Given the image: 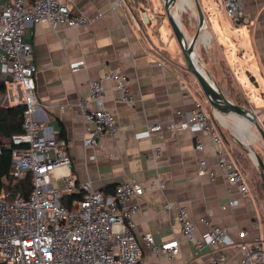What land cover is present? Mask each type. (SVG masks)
Segmentation results:
<instances>
[{
    "label": "crops",
    "instance_id": "1",
    "mask_svg": "<svg viewBox=\"0 0 264 264\" xmlns=\"http://www.w3.org/2000/svg\"><path fill=\"white\" fill-rule=\"evenodd\" d=\"M117 1L72 0L73 11L89 19L91 24L87 27L53 28L45 23L28 26L25 39L33 47L37 65V119L61 136L63 129L62 137L69 141L72 172L77 182L90 181L106 195H112L117 186L128 181L144 187V195L137 199L140 211L134 217L136 235L141 238L150 233L157 244L177 242L180 253L172 260L163 255L154 257L143 243L142 264H213V253L207 249L197 253L193 243L182 234L176 212L161 211L166 203L187 207L198 236L209 229L201 218L224 229L235 242L224 253L230 264H237L241 258L239 233L247 230L249 239L264 237L263 223L260 231L253 228L254 221L261 218L259 205L253 195L245 197L229 184L218 169L210 136L179 126L172 131L166 128L176 123L177 111L188 114L194 109V101L200 98L179 64L170 60L169 55L176 52L162 41L160 30L167 20L166 13L154 12L152 0L146 4L122 0L116 5ZM193 1L190 6L188 0H183L177 10L188 14L190 26L197 30L199 16ZM198 1L205 18L197 43L201 66L210 71L226 94L229 91L223 74L229 72L244 99L264 122V105H256L248 98L251 82L247 75L255 78L258 86L251 84L259 90L258 97L264 99V0H240L244 9L238 20L230 19L218 7L220 0ZM159 8L165 11L164 0ZM144 12L153 15V22L145 23ZM80 62L84 66L74 72L71 65ZM113 71L126 76L133 101H120L121 93L115 90L113 82L106 81L105 106L116 114L119 131L115 137L105 135L96 146L86 147L87 125L79 102L88 95L93 80ZM154 124H162L164 128L150 138L143 137L141 134ZM220 133L229 149L227 137ZM198 140L204 146L202 151L196 150ZM158 147L162 149L160 157L156 155ZM203 159L215 171L214 178L199 174ZM162 182L164 188L160 187ZM232 200L238 203L230 205Z\"/></svg>",
    "mask_w": 264,
    "mask_h": 264
},
{
    "label": "built area",
    "instance_id": "2",
    "mask_svg": "<svg viewBox=\"0 0 264 264\" xmlns=\"http://www.w3.org/2000/svg\"><path fill=\"white\" fill-rule=\"evenodd\" d=\"M72 5V0H0V82L6 86L0 106H24L23 132L13 136L12 145L8 147L12 152L10 174L18 181L32 176L27 198L0 197V264H142L143 243L152 256L163 255L172 260L180 253L177 242L157 244L150 233L141 238L135 233L134 217L140 211L137 199L144 195V187L128 181L117 186L114 194L106 195L97 191L90 181L77 182L72 172L69 141L37 119V65L33 47L25 39L26 30L30 24L39 23L53 28L57 25L89 26V19L73 11ZM218 7L232 20H238L244 9L240 0H220ZM143 15L146 24L154 18L147 12ZM83 66V62L74 63L71 69L77 72ZM106 81L114 83L115 90L121 93L120 101H133L127 78L121 72L113 71L93 80L88 95L78 105L87 125L86 147L96 146L105 135L115 137L119 131L116 114L105 106ZM183 87L187 89L188 85ZM176 118V123L166 128L172 131L179 126L210 136L218 169L229 184L251 198L245 176L232 159L203 102L195 100L191 112L177 111ZM163 128L162 124H154L141 135L150 138ZM203 149L198 140L196 150ZM161 154L162 149L156 148L157 157ZM199 174L214 178L216 173L203 159L199 163ZM160 187L164 188L165 183H160ZM73 194H79L80 200L68 208L62 204V199ZM237 203L232 200L229 204ZM161 211L176 212L182 234L193 243L197 253L207 249L213 253V264H230L224 251L235 242L224 229L201 218L209 229L198 236L187 207L166 203ZM261 225V218H257L253 228L260 231ZM239 234L241 258L237 264H264V237L258 235L249 239L247 230Z\"/></svg>",
    "mask_w": 264,
    "mask_h": 264
},
{
    "label": "rangeland",
    "instance_id": "3",
    "mask_svg": "<svg viewBox=\"0 0 264 264\" xmlns=\"http://www.w3.org/2000/svg\"><path fill=\"white\" fill-rule=\"evenodd\" d=\"M153 4L155 6L154 12L156 13H161L165 14V11L163 9L159 8V5H161V0H152ZM193 0H188V3L190 6L193 5ZM179 3V2H178ZM188 4V5H189ZM216 7V6H215ZM174 12L175 14L179 15V21L182 26V30L184 33H186L188 39H192L197 32L196 28H192L190 26V21L188 19L189 15L183 13L180 10H177V5L174 7ZM189 8H186V11H188ZM183 13V14H182ZM167 18V17H166ZM153 22V19H151ZM161 35H162V41L165 44L169 45V49L172 52H176L175 55H169V58L172 62L175 64L178 63L179 66L181 67L182 72L186 75V78L188 82L191 83V86L194 88L195 91L200 94L199 100L203 102L205 105L209 116L212 118L213 122L217 125L219 130L223 132V134L229 139L231 143V147L239 153L242 158L245 161V164L241 165V167L244 168L245 172V179L249 185V188L252 192V195L256 199L259 209H260V214H261V220L262 223L264 224V186H263V180L261 178V173L262 170L258 164L255 163L253 158L250 156L249 153L244 152V150L240 147L239 142H243L245 147L247 149H251L252 152L257 153L261 156L263 162H264V143L262 141L261 135L256 129V127L250 123L249 121H243L245 120L242 116L236 115L233 116L232 114H222L214 109L211 108L209 105V102H206L207 98L204 95L200 85L198 84L197 80L195 77L190 74L185 65V61L180 49V45L176 39V37L173 34V31L171 29V26L168 22V19L164 22L162 25V28L160 30ZM195 59L197 61V64L201 66V61H199V44H197V47L195 49ZM201 63V64H200ZM209 75L210 71L207 69H204ZM224 73V72H223ZM223 82L225 83V86H227V90L229 91V94H226L227 97L232 100V101H238V102H244L245 105H241L247 109L253 110L252 105H249V103L244 99V95L242 92L237 88V85L234 81V79L230 76L231 74L229 72H225L223 74ZM211 77V76H210ZM211 79L214 81L211 77ZM215 82V81H214ZM257 82V81H256ZM0 84H2L0 82ZM249 88L251 89V92L248 93V98L253 101L254 104L256 105H264V99L261 97H258L259 95V90H256V87L252 85L251 83L248 84ZM221 88V87H220ZM222 89V88H221ZM223 91V90H222ZM255 91V92H254ZM224 92V91H223ZM207 103V104H206ZM264 123L263 121H261ZM252 124V125H251ZM254 133V135H253ZM244 138V139H243ZM243 139V140H242Z\"/></svg>",
    "mask_w": 264,
    "mask_h": 264
},
{
    "label": "water",
    "instance_id": "4",
    "mask_svg": "<svg viewBox=\"0 0 264 264\" xmlns=\"http://www.w3.org/2000/svg\"><path fill=\"white\" fill-rule=\"evenodd\" d=\"M182 2L183 0H164V8L173 34L180 45L187 71L195 77L204 95L206 96L207 101L214 110L222 114L242 116L245 120H248L256 127L264 143V123L260 121L257 114L253 110L247 109L230 100L222 91L220 86L211 79L210 75L204 70V68L197 64L195 59V49L197 47V43L199 42L201 31L205 23V18L199 1L195 0L196 11L199 16V27L194 37L189 40L186 33H184L182 30V26L179 21V15H176L173 10L176 5L181 8ZM247 75L249 77V81L257 87L258 83L255 81V78L250 76L249 73H247ZM239 143L241 146H244L242 142ZM245 149L253 158L255 163L260 166L262 170L261 178L264 181V162L262 158L257 153L252 152L251 149Z\"/></svg>",
    "mask_w": 264,
    "mask_h": 264
},
{
    "label": "trees",
    "instance_id": "5",
    "mask_svg": "<svg viewBox=\"0 0 264 264\" xmlns=\"http://www.w3.org/2000/svg\"><path fill=\"white\" fill-rule=\"evenodd\" d=\"M143 4L147 3V0H140ZM6 91V86H0V95ZM237 104L245 105L244 102H236ZM23 120H24V106L16 105L11 107L0 106V147L2 149L0 153V197L9 195V199L13 200L20 196L27 198L31 192V182L32 176H27L25 179L18 181L12 177L10 174L11 164H12V152L10 145H12L13 136L23 132ZM221 131V130H220ZM62 136L63 129L61 130ZM225 136V135H224ZM229 144V151L237 164L240 171L245 175L244 168L241 165L245 164L242 156L237 153L230 144L229 139H227ZM244 152L248 153L247 150L240 145ZM259 155V154H258ZM260 156V155H259ZM261 157V156H260ZM264 186V181H263ZM116 190V189H115ZM115 192V191H114ZM112 192V194H114ZM106 194H108L106 192ZM79 194L67 195L62 199V204L68 208L73 207V203L80 200Z\"/></svg>",
    "mask_w": 264,
    "mask_h": 264
},
{
    "label": "bare ground",
    "instance_id": "6",
    "mask_svg": "<svg viewBox=\"0 0 264 264\" xmlns=\"http://www.w3.org/2000/svg\"><path fill=\"white\" fill-rule=\"evenodd\" d=\"M243 121H248V120H243ZM243 139H244V138H243ZM243 139H242V140H243Z\"/></svg>",
    "mask_w": 264,
    "mask_h": 264
}]
</instances>
